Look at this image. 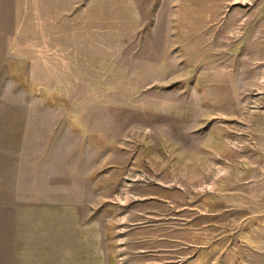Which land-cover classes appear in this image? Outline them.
<instances>
[{"label":"rangeland","instance_id":"374dc122","mask_svg":"<svg viewBox=\"0 0 264 264\" xmlns=\"http://www.w3.org/2000/svg\"><path fill=\"white\" fill-rule=\"evenodd\" d=\"M0 264H264V0H0Z\"/></svg>","mask_w":264,"mask_h":264}]
</instances>
